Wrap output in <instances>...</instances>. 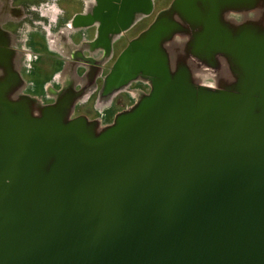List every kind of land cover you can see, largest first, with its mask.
Segmentation results:
<instances>
[{"label": "water", "instance_id": "95a60500", "mask_svg": "<svg viewBox=\"0 0 264 264\" xmlns=\"http://www.w3.org/2000/svg\"><path fill=\"white\" fill-rule=\"evenodd\" d=\"M245 52L236 85L157 84L102 133L0 102V264H264V39Z\"/></svg>", "mask_w": 264, "mask_h": 264}, {"label": "flooded vegetation", "instance_id": "af4514ba", "mask_svg": "<svg viewBox=\"0 0 264 264\" xmlns=\"http://www.w3.org/2000/svg\"><path fill=\"white\" fill-rule=\"evenodd\" d=\"M41 2L57 10L43 15ZM215 2L11 4L0 15V102L21 105L30 99L33 107L26 112L32 117L56 106L69 120L92 117L111 126L142 101H137L138 92L149 90L144 100L151 98L157 84L184 81L210 90L232 87L228 71L233 74L234 69L229 63L238 62V53L241 57L254 51L264 39V1L256 0L250 8L248 0ZM214 21L216 32L208 33ZM44 72L48 76L42 79ZM91 101L98 109L92 116L86 109ZM3 110L0 103V117Z\"/></svg>", "mask_w": 264, "mask_h": 264}, {"label": "rangeland", "instance_id": "374dc122", "mask_svg": "<svg viewBox=\"0 0 264 264\" xmlns=\"http://www.w3.org/2000/svg\"><path fill=\"white\" fill-rule=\"evenodd\" d=\"M22 0H0V15L2 14L3 11L7 10L8 7H10L11 4H13L14 6H17L19 4V2ZM27 1H33V0H27ZM39 8H40V13L41 14H46V15H50L51 13L53 14L54 11L57 10V6L56 5H52V4H46L41 2L39 4ZM33 7V6H32ZM32 8H30L31 10ZM33 10V9H32ZM261 13L262 16H264V5L261 7ZM260 23V22H259ZM233 64V66H232ZM228 67H232L234 69L233 74L230 73V71H228V73L230 74L231 78L234 80L233 85H236L237 82L239 81L241 74H239V70L237 69V66L234 65V62H232L231 64L229 63ZM47 72V71H46ZM42 73L41 74V78H46L48 76V73ZM238 73V74H237ZM232 74V75H231ZM236 81V82H235ZM218 89V88H217ZM154 91V89H153ZM148 92V93H147ZM145 93L149 94V90L148 91H143V92H138L137 93V101L138 103L142 100L145 99L146 95ZM24 104L26 107H29L30 109L33 107V102L30 99H26ZM137 105V104H136ZM101 105H99L98 107H100ZM124 108V107H123ZM86 109L89 112L90 116L94 115L95 113L97 114L98 109L96 107L93 106V101L89 102L88 105H86ZM120 109V108H119ZM101 111L99 110V114ZM91 119H88V122L93 123V125H97L99 128V133H102L104 131H106L110 126L107 123H101L99 119H92V117H90ZM120 119H118V117L113 121L114 123H117ZM70 120H64V123L69 122Z\"/></svg>", "mask_w": 264, "mask_h": 264}, {"label": "bare ground", "instance_id": "6f19581e", "mask_svg": "<svg viewBox=\"0 0 264 264\" xmlns=\"http://www.w3.org/2000/svg\"><path fill=\"white\" fill-rule=\"evenodd\" d=\"M236 66V65H235Z\"/></svg>", "mask_w": 264, "mask_h": 264}]
</instances>
